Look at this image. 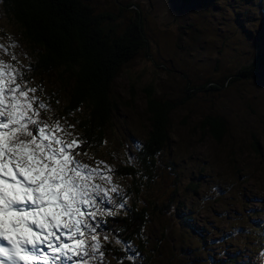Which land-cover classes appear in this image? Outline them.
Returning <instances> with one entry per match:
<instances>
[{
    "label": "rangeland",
    "instance_id": "1",
    "mask_svg": "<svg viewBox=\"0 0 264 264\" xmlns=\"http://www.w3.org/2000/svg\"><path fill=\"white\" fill-rule=\"evenodd\" d=\"M83 2L93 6L97 13L108 11L113 17L121 15L118 20L120 33L134 17L125 8L121 9V3H125L123 6H126V2L138 3L147 21L148 47L145 45L140 51L141 55L113 79L112 98L121 111L113 112L104 145L96 153H82L76 159L90 167H96L97 161L101 165L119 166L125 159L131 162L130 166H137L134 150H141H137L132 142L144 143L150 117L146 113L143 89L149 85L158 88L159 98L168 103H177L179 107L171 118L170 127L176 143L158 157L160 167L170 162L175 164L173 174L167 177L163 170H159L158 180L155 178V183H149L151 199L160 202L163 217H152L146 229V238L154 252H150L152 259L145 264H197L198 260L210 256L216 262L224 261L226 256L222 252L236 255L237 264H264V253H260V249L255 251L250 244L254 235L258 237L256 232L264 236V65L254 64L256 55L264 49V0H256L252 6L253 17L261 20L259 30L262 37L253 51L244 44L243 37L251 29V24L240 14L242 9L237 11L236 0H191L186 4L180 0H166V10L158 6V0ZM243 2L242 7L247 11L249 0ZM220 27L222 31L217 35ZM2 32L7 35L0 37V60L16 64L23 73V65L32 55L20 43L16 26L11 24L4 7L0 5ZM224 33L225 41L218 43L215 37ZM218 49L222 52L218 53ZM241 49L247 52L241 54L236 64L234 58L241 53ZM13 54L18 63L11 60ZM246 68L252 75L255 73L253 76L261 75L234 82L225 94L222 90L210 91L209 94L202 93L200 97L196 92L190 96L191 105L181 104L187 88H198L195 87L197 83L204 84L207 80L220 81L228 74L242 76L238 71ZM39 80L28 85L40 87L36 95L48 105V111L42 110L40 118L48 122L45 115L50 110L55 112L52 109L54 106H50L51 96L54 94L57 102H64V94L71 91L72 85L64 88L55 75H43ZM205 117L229 121L225 138L220 143H215L205 132H200ZM61 126L69 131L67 125ZM71 128L73 136H78L74 124H71ZM254 146H258L259 154ZM105 151L111 163L100 156ZM180 151L184 156L182 160L179 159ZM193 175L192 183L201 186L197 193H192L193 188L188 185ZM111 177L116 185L115 172L111 173ZM163 179L166 181H161ZM171 194L182 206L164 210L162 205L168 203ZM107 210L115 209L109 206ZM186 219L191 221L187 222ZM198 228L203 229L200 237L195 233ZM246 231L253 235L243 237ZM109 232L107 229L99 236L102 245L107 235L108 242L126 254L125 258L130 264H144L142 259H136L139 251L136 244L124 246L117 243L121 237ZM103 258L97 251L91 264H99ZM106 264L116 263L111 260Z\"/></svg>",
    "mask_w": 264,
    "mask_h": 264
},
{
    "label": "trees",
    "instance_id": "2",
    "mask_svg": "<svg viewBox=\"0 0 264 264\" xmlns=\"http://www.w3.org/2000/svg\"><path fill=\"white\" fill-rule=\"evenodd\" d=\"M114 1L117 3V0ZM190 1L180 0L185 4ZM243 1L245 0H236L235 7L238 9L237 11L242 9L240 14L251 24V29L243 37L244 44L250 47V51H253L262 38L259 30L261 20H256L252 15V6L256 0H249V4H246L248 5V14L242 7V4H245ZM126 3V6H123L125 3H121V9L125 8L134 17L129 20V24L120 33L118 20L122 17L121 15L113 17L107 13L108 11H103L104 14L97 13L93 10V6H89L83 0H0V5L4 7L11 24L16 26L21 38L20 43L32 55L23 65L24 81L32 84L40 81L39 79H42L43 75L48 77L55 75L64 88L72 85V89L67 95L63 93L64 102H57L54 94L51 96L50 106H54L52 109H55V112L50 110L45 118L50 123L58 121L60 125H67L69 131L66 130V132L72 133L73 130L69 126L74 124V130L78 135L76 137L85 142L81 145V154L88 152L94 154L104 145L112 114L121 111L120 106L116 105L112 98L113 79L133 63L134 58L141 55L140 51L145 45L148 47L145 31L147 21L141 12V6L134 2ZM130 7L133 9H128ZM256 12L260 15L258 8H256ZM222 16L227 18L224 14ZM207 22L210 25V21ZM220 25L223 24L220 22ZM189 27L192 26L189 25ZM221 31L220 27L217 30V35ZM225 34L218 38L215 37V40L218 43H223ZM6 35L3 32L0 33V37L5 38ZM219 52L222 50L218 49ZM246 52L241 49V53L235 55L236 64L241 54ZM255 59L254 64L258 66L263 63L264 65V49L258 52ZM238 74L242 76L228 74L224 75L220 81L207 80L204 84L197 83L195 87L198 86V88H187L181 104L191 105L190 96L196 92L200 97H202V93L209 94L210 91L220 92L222 90V93L225 94L234 82L245 81L261 75L259 73L257 76H253L255 73L252 75L247 68L238 71ZM158 92V88H152L151 85L143 89L145 109L150 117L147 120L149 125L147 126L148 131H145L144 143L140 144L143 146L142 150L140 152L134 150L138 161L137 166H130L131 162L128 159H125V162L119 166H116L115 163V166L105 164L112 169L113 173L115 172L116 185L125 194L127 211L115 209L114 217L104 218L107 227L99 229V236L108 229L110 230L108 234L121 237L120 240L124 246L131 243L136 244L139 248L136 259H142L144 264L152 259L150 252H154L146 238V229L152 217H163L160 202L151 199L149 193L151 184L149 183H155V178L158 180L157 172L159 170H163L168 177L173 174L175 167L172 162L160 167L158 157L165 149L170 150L176 143L170 127L171 118L174 117V113L179 107L177 103L163 101L157 96ZM48 116L50 117L48 118ZM228 125L229 121L205 117L199 130L205 132L206 136L215 143H220L225 138ZM132 144L136 147V141H133ZM254 150L259 154L258 146H254ZM100 156L104 161L111 163L107 151ZM179 159H184L182 151H180ZM193 178H195L194 175L188 180V185L193 188L192 193H197L201 186L198 183L193 184ZM169 199L167 204L162 205L164 210L170 211L173 206L178 208L182 206L173 194ZM115 201L117 204L120 202L118 199ZM190 219L193 221L192 217ZM113 220L117 223H113ZM191 220L186 219L187 222ZM112 229H116V232H112ZM255 231L258 230L255 229ZM195 233L200 237L203 235V229H195ZM256 233L258 237L254 235L250 244L255 251L260 249V253H264V236L261 232ZM251 235H253L252 232L246 231L242 236L248 238ZM259 240L261 241L260 247ZM100 244L101 248L98 252L104 258L103 262L99 264H106L111 260H114L116 264L120 260L119 264H130L125 258L126 254H123L120 249L115 248L108 241H105L104 245L100 241ZM222 253L226 256L224 261L216 262L210 256L204 260H198L197 264H203V262L204 264L238 263L236 255Z\"/></svg>",
    "mask_w": 264,
    "mask_h": 264
},
{
    "label": "snow or ice",
    "instance_id": "3",
    "mask_svg": "<svg viewBox=\"0 0 264 264\" xmlns=\"http://www.w3.org/2000/svg\"><path fill=\"white\" fill-rule=\"evenodd\" d=\"M36 92L0 60V264H91L104 218L116 215L105 209L127 211L125 194L109 166L76 159L85 142L40 118L48 105Z\"/></svg>",
    "mask_w": 264,
    "mask_h": 264
}]
</instances>
